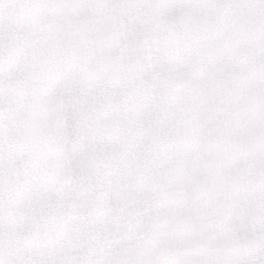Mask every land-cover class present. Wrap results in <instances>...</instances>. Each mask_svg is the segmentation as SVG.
I'll return each mask as SVG.
<instances>
[{
	"label": "snow or ice",
	"instance_id": "obj_1",
	"mask_svg": "<svg viewBox=\"0 0 264 264\" xmlns=\"http://www.w3.org/2000/svg\"><path fill=\"white\" fill-rule=\"evenodd\" d=\"M0 264H264V0H0Z\"/></svg>",
	"mask_w": 264,
	"mask_h": 264
}]
</instances>
